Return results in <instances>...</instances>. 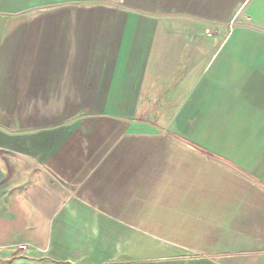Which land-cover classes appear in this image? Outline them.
<instances>
[{"label": "crops", "instance_id": "0c3cea01", "mask_svg": "<svg viewBox=\"0 0 264 264\" xmlns=\"http://www.w3.org/2000/svg\"><path fill=\"white\" fill-rule=\"evenodd\" d=\"M0 14L1 255L264 264V0Z\"/></svg>", "mask_w": 264, "mask_h": 264}, {"label": "rangeland", "instance_id": "374dc122", "mask_svg": "<svg viewBox=\"0 0 264 264\" xmlns=\"http://www.w3.org/2000/svg\"><path fill=\"white\" fill-rule=\"evenodd\" d=\"M79 3H66V5H77V6H80L78 5ZM35 12V9H31V10H26L24 11V13L22 14L21 13V16L22 18L24 17H27V16H33ZM1 16V14H0ZM5 17V20H11V18L14 17V15H10V14H5L4 15ZM26 19V18H25ZM152 111H154L152 109ZM248 144V143H247ZM20 251H25V250H20ZM0 264H45L43 263L42 261H30L28 259H25V258H6L4 255H1L0 254Z\"/></svg>", "mask_w": 264, "mask_h": 264}, {"label": "built area", "instance_id": "2783aa9c", "mask_svg": "<svg viewBox=\"0 0 264 264\" xmlns=\"http://www.w3.org/2000/svg\"><path fill=\"white\" fill-rule=\"evenodd\" d=\"M19 250H26V249H25V247H20V249H19Z\"/></svg>", "mask_w": 264, "mask_h": 264}]
</instances>
